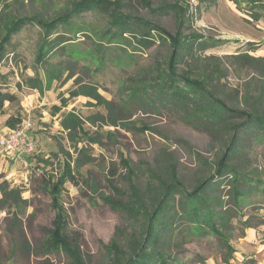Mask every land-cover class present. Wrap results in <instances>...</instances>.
I'll use <instances>...</instances> for the list:
<instances>
[{"label": "rangeland", "instance_id": "1", "mask_svg": "<svg viewBox=\"0 0 264 264\" xmlns=\"http://www.w3.org/2000/svg\"><path fill=\"white\" fill-rule=\"evenodd\" d=\"M79 1L0 0V11L5 9L13 17L36 16L50 20ZM145 1L125 0L120 12L132 20L158 25L167 35L176 36L180 32L210 39L207 48L198 49L199 65L213 61L220 66L215 82L217 96L231 108L264 112V13L256 20L249 0H194L192 5L191 0H150L148 6ZM175 3L194 13L182 27L174 13L157 12L162 5ZM110 20L109 10L96 9L74 16L66 25H59L50 39L65 35L61 37L67 44L55 48L49 58L51 64L56 66L60 60L74 59L81 63L75 77L68 80V76L63 75L44 94L27 84L37 77L45 80L44 70L36 60L39 44L45 36L39 26L28 25L14 35L0 62V92L11 97L4 104L5 115L0 116V130L5 129L10 116L21 118L22 122L30 121L33 124L30 137L36 145L34 155L22 166L13 164L4 170L6 160L0 157V183L7 181L11 188H20L28 202L18 212L31 245L29 254H22L20 250L13 253L15 234L9 229L12 215L0 210L2 264H70L65 253H48L44 248L48 239L45 229L52 228L56 217L52 194L44 187L45 179L49 174H59L63 158L71 163L73 172L80 171L76 180L79 184L65 182L58 195L70 230L81 234V251L87 264H104L108 257L106 246L126 217L123 211H116L106 197L129 201L132 183L145 190L149 183H157V176H168L169 163L175 166L177 176L191 191L199 181L213 174L216 161L225 150L229 134L211 126H195L188 119L190 111L163 108L147 92L152 90L149 86L169 71L172 54L169 42L161 39L143 44L130 33L112 41L108 36L98 40L96 34H103L110 27ZM249 43L252 46H247ZM83 64L90 68V79L81 69ZM185 68V65H177L176 71L180 73ZM76 78H83V84L95 86L111 106L84 96L70 98ZM71 112L82 124L73 135L62 126ZM233 120L238 123L242 119ZM253 145L251 177L264 182V145ZM44 160L50 164L45 166ZM78 162L85 165L77 167ZM262 185L251 181L242 186L249 193L246 197L249 199L239 205L232 196L226 197L229 189L223 188V199L228 205L223 212L236 216L225 242L234 248L239 246L237 253L233 249L231 252L223 240L211 233L196 237L190 232L183 248L174 249L182 264H238L236 258L240 261L247 255L252 258L248 259V264H258L259 258H264ZM247 219L255 225L253 237L248 236L249 229L242 223Z\"/></svg>", "mask_w": 264, "mask_h": 264}, {"label": "trees", "instance_id": "2", "mask_svg": "<svg viewBox=\"0 0 264 264\" xmlns=\"http://www.w3.org/2000/svg\"><path fill=\"white\" fill-rule=\"evenodd\" d=\"M124 1L81 0L63 14L50 20L36 16L13 17L8 14V11L2 9L0 11V62L6 55L14 35L28 25H37L45 35L39 44L36 58L38 66L44 70L45 80L37 77L30 79L27 84L44 94L51 90L54 82L59 81L63 75L66 74L68 80L72 79L76 76L75 70L79 68L81 62L74 59L69 62L60 60L56 66L51 64L49 58L55 48L66 45L67 41L62 38L65 35H59L56 40H51L50 37L59 25H66L74 16L96 9L109 10L111 16L110 27L103 34H100L101 32L96 34L98 40H104L108 36L109 41H112L119 39V36L126 37L130 33L143 44L154 43L161 39L164 42L168 41L172 47L169 71L160 77L161 80L149 86L152 89L151 93L147 92L154 102L159 103L163 108L175 107L185 113L190 111L188 119L195 123V126H211L229 134L227 145L216 161L213 174L199 181L191 191L177 176L175 166L169 163L168 176L163 178L157 176L159 179L157 183H149L145 190L142 191L137 183H132L129 201L106 197V201L116 211H123L126 217L122 225L115 229L110 244L106 246L108 257L104 264H182L180 255L174 253V249L183 248L190 232H193L196 237L211 233L223 240L231 252L233 250L237 252L233 246L226 243V234L230 232V226L236 216L223 212L228 209V205L225 204L222 193L223 188L229 189L226 197L232 196L239 205L245 203V199L247 201L249 199L246 198L249 193L245 192L242 186L248 185L251 181L263 186V181L253 180L251 177L249 165L253 143L264 145V112L255 109L231 108L217 96L215 82L216 76L221 72L220 66L213 61L199 65L201 56L198 49L207 48L210 39L199 34L185 36L180 32L176 36L167 35L166 31L158 25L148 21L132 20L120 12ZM149 1H145L147 6L150 4ZM248 4L252 13H256L255 19L260 20L264 13V0H249ZM157 12L174 13L180 27L188 17L194 15L188 8H183L177 3L162 5ZM133 24L137 28L132 29ZM113 28L116 30L113 31ZM247 46L252 44L249 43ZM177 65H185L187 68L179 73L176 71ZM81 69L86 78L90 79V68L83 64ZM83 80V78L75 79L74 87L69 93L70 98L84 96L99 102L105 101L111 106L112 103L105 100L95 86L90 83L83 84ZM10 100L8 93L0 92V114L4 113L5 102ZM236 117L242 120L237 123L233 120ZM21 122V118L10 116L6 126L16 128ZM62 126L73 135L77 129L80 130L82 124L71 112L62 121ZM43 163L47 164L45 166L50 164L46 160ZM83 165L85 163H77V167ZM150 174L154 176V171L151 170ZM131 175H134L133 169H131ZM79 176L80 171L77 169V172H73L71 163L65 157L59 174H49L44 184L45 189L52 194L56 210L52 228L45 229L48 239L44 248L48 253H65L70 264H87V261L81 251V234L70 230L66 210L58 195L60 187L65 182L69 181L78 185L76 180ZM27 203V200L22 197L20 188H11L7 181L0 183V210H6L9 215H12L9 229L15 234L13 253L18 250L22 254L30 253L31 245L18 212ZM243 221L246 227H255L249 219Z\"/></svg>", "mask_w": 264, "mask_h": 264}, {"label": "built area", "instance_id": "3", "mask_svg": "<svg viewBox=\"0 0 264 264\" xmlns=\"http://www.w3.org/2000/svg\"><path fill=\"white\" fill-rule=\"evenodd\" d=\"M192 3L195 1L191 0L190 4ZM32 129L33 124L25 120L16 128L0 130V155H8L15 162L25 164L26 159L36 151L35 142L30 137Z\"/></svg>", "mask_w": 264, "mask_h": 264}, {"label": "crops", "instance_id": "4", "mask_svg": "<svg viewBox=\"0 0 264 264\" xmlns=\"http://www.w3.org/2000/svg\"><path fill=\"white\" fill-rule=\"evenodd\" d=\"M1 115H5V113H3V114H0V116ZM8 119V118H7ZM7 128V126H5V129ZM3 130V129H2ZM0 157L1 158H4L5 160H6V164L4 165V167L2 168V169H7L8 168V166L9 167H12L13 166V164H14V166H15V164H19V165H21L22 166V164H20V163H17V162H15L11 157H9L8 155H4V156H2V155H0ZM246 228H248L249 229V231H248V236L250 237H253V235H255V227H246ZM251 231H254V232H251ZM247 239H248V237H247ZM248 243V242H247ZM242 247H244V245L243 244H240ZM248 245L250 246V248L252 247L249 243H248ZM236 247V246H235ZM238 248H239V246H237ZM237 247L235 248L236 249V251H237ZM250 248H247V249H250ZM255 252H256V250H255V248H252ZM237 253V252H236ZM236 253H235V256H236ZM249 256L247 255L246 256V258H242V260H240L239 261V258H236V260L238 261V264H241L243 261L245 262V263H242V264H248V259H251L252 260V258H248ZM257 264V263H256ZM258 264H264V258H259V260H258Z\"/></svg>", "mask_w": 264, "mask_h": 264}]
</instances>
